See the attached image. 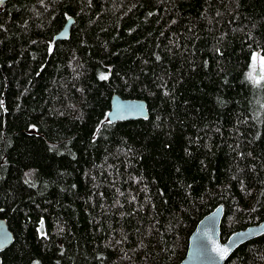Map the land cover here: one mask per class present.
Returning <instances> with one entry per match:
<instances>
[{
    "label": "trees",
    "instance_id": "trees-1",
    "mask_svg": "<svg viewBox=\"0 0 264 264\" xmlns=\"http://www.w3.org/2000/svg\"><path fill=\"white\" fill-rule=\"evenodd\" d=\"M255 52L264 0H8L0 264H180L217 207L222 242L264 222ZM113 95L148 119L109 123ZM225 264H264V235Z\"/></svg>",
    "mask_w": 264,
    "mask_h": 264
},
{
    "label": "water",
    "instance_id": "water-1",
    "mask_svg": "<svg viewBox=\"0 0 264 264\" xmlns=\"http://www.w3.org/2000/svg\"><path fill=\"white\" fill-rule=\"evenodd\" d=\"M8 0L0 4V15L4 13ZM72 18L68 19L63 29L54 37V42L65 41L70 36ZM258 74V72L256 73ZM149 117L147 103L141 100H126L113 95L110 110L107 114L109 123L147 120ZM223 207L202 218L189 237L188 248L180 264H225L228 258L243 244L264 235V222L233 233L225 242L220 238V227L223 219ZM14 237L4 219L0 218V253L12 243ZM227 249L226 253L217 249Z\"/></svg>",
    "mask_w": 264,
    "mask_h": 264
},
{
    "label": "snow or ice",
    "instance_id": "snow-or-ice-1",
    "mask_svg": "<svg viewBox=\"0 0 264 264\" xmlns=\"http://www.w3.org/2000/svg\"><path fill=\"white\" fill-rule=\"evenodd\" d=\"M3 3V0H0V4ZM259 59V72L258 78L254 73L257 72V60ZM252 71L249 73V79L252 80L255 84L259 85L262 81H264V56L258 57L256 53H253L252 57ZM102 79H106V76H102ZM217 251L226 253L227 249L218 248Z\"/></svg>",
    "mask_w": 264,
    "mask_h": 264
},
{
    "label": "rangeland",
    "instance_id": "rangeland-1",
    "mask_svg": "<svg viewBox=\"0 0 264 264\" xmlns=\"http://www.w3.org/2000/svg\"><path fill=\"white\" fill-rule=\"evenodd\" d=\"M255 53L258 55V57L261 56L258 52H255ZM251 71H252V63H251ZM257 72H259V59L257 60ZM257 72H256V73H257ZM256 73H254V75H256L257 78H258V74H256ZM248 77H249V75H248ZM249 80H250V79H249ZM250 82L253 83V84H255L252 80H250Z\"/></svg>",
    "mask_w": 264,
    "mask_h": 264
}]
</instances>
